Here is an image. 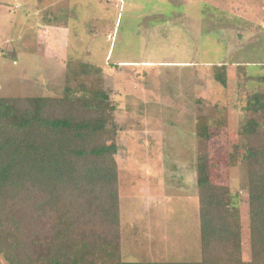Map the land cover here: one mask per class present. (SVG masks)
<instances>
[{"label": "rangeland", "instance_id": "rangeland-1", "mask_svg": "<svg viewBox=\"0 0 264 264\" xmlns=\"http://www.w3.org/2000/svg\"><path fill=\"white\" fill-rule=\"evenodd\" d=\"M59 1L0 0V97L61 98L82 62L99 68L90 77L110 92L119 130L123 260L201 259L197 204L172 199L193 197L194 186L179 190L173 174L191 175L200 153L211 182L229 188L249 258L248 176L231 158L245 139L255 78L264 77V0H67L52 17L67 27L68 48L62 31L52 41L48 8L38 15ZM219 65L226 86L215 77ZM207 124L208 140L199 136ZM150 170L167 175L163 187L147 178ZM160 188L169 197L157 209L146 197ZM0 264H8L2 255Z\"/></svg>", "mask_w": 264, "mask_h": 264}, {"label": "trees", "instance_id": "trees-1", "mask_svg": "<svg viewBox=\"0 0 264 264\" xmlns=\"http://www.w3.org/2000/svg\"><path fill=\"white\" fill-rule=\"evenodd\" d=\"M81 67L61 98L0 97V255L5 261L264 264V77L255 78L260 86L249 94L245 139L231 158L248 176L249 258L243 256L242 224L229 188L211 182L208 156L200 153L201 259L129 262L121 255L116 107L103 82L90 77L101 75L100 69L83 62ZM216 70L226 86L225 65ZM85 73L88 80L80 81ZM209 126L201 128V138L209 139Z\"/></svg>", "mask_w": 264, "mask_h": 264}, {"label": "crops", "instance_id": "crops-1", "mask_svg": "<svg viewBox=\"0 0 264 264\" xmlns=\"http://www.w3.org/2000/svg\"><path fill=\"white\" fill-rule=\"evenodd\" d=\"M65 1H67V0H60L59 2H57L56 4H54V7H43L44 8V10H40L39 12H38V15H39V17L41 18V17H43L44 16V14L46 13V10L45 9H47L48 8V11L47 12H49L48 13V15H49V18H48V24L46 25V27H48L49 29H51L50 31H52L51 32V34H50V37H52L53 38V40L52 41H54V43L55 44H57L58 45V42L60 43V41H59V39H60V37L61 36H64V34H62L61 33V31L63 32V33H65L66 34V39L64 40V44L65 45H68V46H66L67 48L70 46V43H69V31H68V29H67V27H65L64 29H60V27H59V24H57L56 22H54V20H53V17H52V15H53V12H57V11H54V9L55 10H59L60 11V7L61 6H63V4H64V2ZM53 6V5H52ZM40 8H42V7H40ZM46 16V15H45ZM58 25V26H57ZM48 33V30H45V34H47ZM49 38V37H48ZM68 55V54H67ZM162 170V169H161ZM192 173H191V175H189V173L188 174H183V172L182 171H180V172H178V173H181V175H179V174H173L174 176V179H176L175 181H179V177H180V179H181V185H179L180 186V189L179 190H183V189H185V187H188V186H194V193H193V197H187L185 194H183L182 196H180V197H176V198H172V199H174L173 201H176V200H178V199H181L180 201L182 202V200L184 201V204H188L189 206H190V204L191 203H194L195 205L197 204V207L195 206V208L198 210V216H199V223H198V233H199V242H200V250H201V240H200V193H199V187H198V170H197V164L196 165H194V166H192ZM120 171V170H119ZM152 173H150L149 175H148V177L147 178H149V179H151L152 178V182H155L157 185H159L158 187H160V185L163 187V180L166 178V174H164V172H162V171H158V170H150ZM164 171V170H163ZM158 173H162L164 176H160L159 178H156V175L158 174ZM186 177H188L187 179H186ZM157 180H159L160 182H158ZM190 180H192V182L190 181ZM151 181V180H150ZM162 181V182H161ZM186 181L188 182V184H190V185H186L187 183H186ZM120 184H121V182H120ZM153 187V186H155L156 187V185H153V183L150 185V187ZM160 189H162L161 190V192H155V193H153V190H152V192H151V194L149 195V196H147L146 198H147V202L150 204V205H152V203L154 204V205H152L153 207H157V209H159L158 207L159 206H164V202L166 203V201H167V194H165V192L163 191L164 189L163 188H160ZM151 190V189H150ZM196 193V194H195ZM154 194L156 195V196H154ZM182 194V193H181ZM166 197V198H165ZM169 197V196H168ZM172 199H170V201L172 200ZM183 203V202H182ZM183 204V205H184ZM194 204L192 205V206H194ZM163 208V207H162ZM164 209V208H163ZM120 214H121V196H120ZM164 214V213H163ZM193 214H194V212H193ZM155 215V214H154ZM156 216H161L160 214H156ZM156 220H158V219H156ZM121 227H122V223H121ZM158 238L157 237H154L153 238V240L154 241H156ZM161 241V240H160ZM193 244H194V242H193ZM158 245V244H157ZM167 250H170V249H167ZM167 250H164L165 252L163 253V257H165V256H169V254H167V253H169V251H167ZM154 252H153V254L155 253V248H154V250H153ZM191 251H192V249H191ZM172 252H174L175 254V257L178 255V254H180V253H177V252H175V251H173V249H172ZM172 255H173V253H172ZM173 255V256H174ZM180 255H182V254H180ZM172 256V257H173ZM183 256V255H182ZM166 261H169V260H166ZM177 261H182V260H177ZM146 262H164V261H146Z\"/></svg>", "mask_w": 264, "mask_h": 264}]
</instances>
